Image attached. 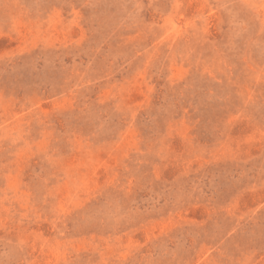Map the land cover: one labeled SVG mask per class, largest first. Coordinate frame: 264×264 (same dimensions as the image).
Instances as JSON below:
<instances>
[{
	"label": "rangeland",
	"instance_id": "rangeland-1",
	"mask_svg": "<svg viewBox=\"0 0 264 264\" xmlns=\"http://www.w3.org/2000/svg\"><path fill=\"white\" fill-rule=\"evenodd\" d=\"M0 264H264V0H0Z\"/></svg>",
	"mask_w": 264,
	"mask_h": 264
}]
</instances>
